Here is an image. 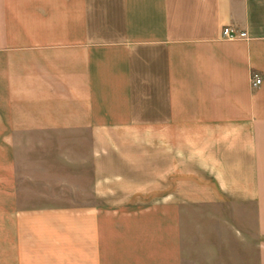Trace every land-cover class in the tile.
Here are the masks:
<instances>
[{
  "label": "crops",
  "instance_id": "1",
  "mask_svg": "<svg viewBox=\"0 0 264 264\" xmlns=\"http://www.w3.org/2000/svg\"><path fill=\"white\" fill-rule=\"evenodd\" d=\"M0 264H264V0H0Z\"/></svg>",
  "mask_w": 264,
  "mask_h": 264
},
{
  "label": "built area",
  "instance_id": "2",
  "mask_svg": "<svg viewBox=\"0 0 264 264\" xmlns=\"http://www.w3.org/2000/svg\"><path fill=\"white\" fill-rule=\"evenodd\" d=\"M222 38L227 41L229 40L233 41V40H238L241 37L235 29L229 27V28H224L222 30ZM251 81L253 88L260 87L262 83L261 79L257 75H253Z\"/></svg>",
  "mask_w": 264,
  "mask_h": 264
}]
</instances>
